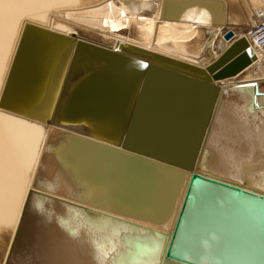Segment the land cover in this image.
I'll return each mask as SVG.
<instances>
[{"label": "bare ground", "instance_id": "obj_1", "mask_svg": "<svg viewBox=\"0 0 264 264\" xmlns=\"http://www.w3.org/2000/svg\"><path fill=\"white\" fill-rule=\"evenodd\" d=\"M263 7L264 0H0V97L27 23L75 41L110 49L123 42L202 66L219 55L216 41L229 45L223 39L227 29L235 39L245 37L255 53L250 31ZM205 28L210 31L202 35ZM50 35L28 29L22 49L29 50L31 44L33 90L22 100L0 105V264H19L37 237L42 248L52 237L58 246L70 244L69 255L61 258L75 264H154V259L137 252L140 230L109 219H97L93 227L85 222L82 210L66 202L88 204L169 231L183 189L172 201L161 196L147 204L123 206L108 185L69 175L66 166H60L63 161L51 153L41 158L37 176L42 185H50L45 197L30 194L27 199L30 188L41 190L31 186V180L42 146L56 139L54 126L39 117L56 96L58 79L65 75L74 50L73 46L66 58L64 51L70 47L63 38ZM254 53L235 75L213 81L223 91L214 133L197 169L240 181L244 189L264 195V98L253 99L244 88H235L264 81V65L254 60ZM258 88L264 92V84ZM253 100L259 107L251 111ZM113 230L120 235L114 236ZM123 236L134 242L135 251L111 250L112 240ZM173 248L177 256L201 264H264V201L195 181Z\"/></svg>", "mask_w": 264, "mask_h": 264}, {"label": "water", "instance_id": "obj_2", "mask_svg": "<svg viewBox=\"0 0 264 264\" xmlns=\"http://www.w3.org/2000/svg\"><path fill=\"white\" fill-rule=\"evenodd\" d=\"M28 29L63 38L70 47L64 51L66 58L73 46L74 50L65 75L58 79L56 96L46 104L43 117H39L54 126L52 136L56 139L46 140L42 146L31 180V186L41 190L30 188L27 199L30 194L45 197L43 192L50 185H42L37 176L41 158L51 153L63 161L60 166H66L69 175L108 185L123 206L147 204L161 196H169L172 201V196L183 189L182 203L169 231L88 204L66 202L86 215L99 212L105 219L140 230L137 252L154 259V264H201L177 256L173 248L195 181L229 189L237 197L245 195L264 201V195L240 186L245 183L227 181L197 169L214 133L223 91L213 81L233 76L249 63L253 53L245 37L235 39L233 31L227 29L223 39L229 45L216 41L214 47L219 55L210 64L198 66L123 42L110 49L75 41L73 36L27 23L2 89L1 106L10 99L22 100L33 90L36 70L31 64V44L29 50L22 49ZM209 31L202 29V35ZM32 42L34 45L35 39ZM207 52L210 58L214 57L211 49ZM83 71L89 75L83 76ZM261 84L264 81L241 83L235 88H244L253 99L264 98L258 88ZM257 107L255 100L249 105L251 111ZM7 260H11V252Z\"/></svg>", "mask_w": 264, "mask_h": 264}, {"label": "snow or ice", "instance_id": "obj_3", "mask_svg": "<svg viewBox=\"0 0 264 264\" xmlns=\"http://www.w3.org/2000/svg\"><path fill=\"white\" fill-rule=\"evenodd\" d=\"M81 211V209H77ZM84 211H87L86 209ZM99 212L89 213L84 217V220L89 225L96 227L97 219H105ZM114 236H119L120 232L113 230ZM70 244L58 246L55 237L50 238L49 245L46 248H42L39 243V238L37 237V243L31 251H27L21 254V259L19 264H75L71 258H61L62 256L67 257L69 255V250L71 249ZM111 250L117 252L118 247L124 248L126 252L135 251L134 242L128 239L126 236L121 237L119 241L112 240Z\"/></svg>", "mask_w": 264, "mask_h": 264}, {"label": "built area", "instance_id": "obj_4", "mask_svg": "<svg viewBox=\"0 0 264 264\" xmlns=\"http://www.w3.org/2000/svg\"><path fill=\"white\" fill-rule=\"evenodd\" d=\"M251 41L255 47V61L264 65V7L257 12V17L250 31Z\"/></svg>", "mask_w": 264, "mask_h": 264}]
</instances>
